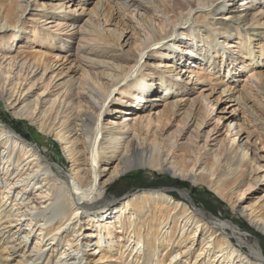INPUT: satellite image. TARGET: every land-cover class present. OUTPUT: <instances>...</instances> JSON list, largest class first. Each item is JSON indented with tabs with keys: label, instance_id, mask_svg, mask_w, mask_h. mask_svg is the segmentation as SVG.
Listing matches in <instances>:
<instances>
[{
	"label": "bare ground",
	"instance_id": "obj_1",
	"mask_svg": "<svg viewBox=\"0 0 264 264\" xmlns=\"http://www.w3.org/2000/svg\"><path fill=\"white\" fill-rule=\"evenodd\" d=\"M0 106V264H264L187 191L104 199L163 173L264 236V0H0Z\"/></svg>",
	"mask_w": 264,
	"mask_h": 264
},
{
	"label": "rangeland",
	"instance_id": "obj_2",
	"mask_svg": "<svg viewBox=\"0 0 264 264\" xmlns=\"http://www.w3.org/2000/svg\"><path fill=\"white\" fill-rule=\"evenodd\" d=\"M0 122L12 126L28 141L32 140L31 133L26 124L22 123L19 119L12 117L8 110L1 106ZM35 144L37 143L35 142ZM37 146L44 149L40 143L37 144ZM43 153L50 156L52 161L57 164L63 161L66 162L64 154L53 146L48 150L44 149ZM105 189V200L121 199L126 195L136 194L144 190L156 189H165L168 194L177 198L181 192L187 191L192 196L196 206L205 209L210 218L219 217L225 221L232 222L238 227L240 230L239 234L247 242V246L245 245L246 250H248L251 245H259L264 252V236L249 226L246 221L241 218L238 213H235L225 201L205 186L192 185L189 182L172 178L163 173H150L144 170H137L129 171L128 173L121 175L114 182L108 184ZM97 196L99 197L98 194ZM86 248L90 249L92 246L87 245Z\"/></svg>",
	"mask_w": 264,
	"mask_h": 264
}]
</instances>
